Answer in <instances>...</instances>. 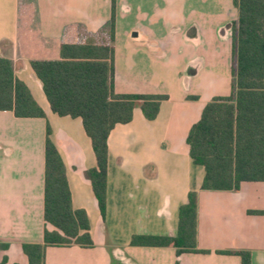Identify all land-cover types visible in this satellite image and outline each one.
<instances>
[{"label": "crops", "instance_id": "0c3cea01", "mask_svg": "<svg viewBox=\"0 0 264 264\" xmlns=\"http://www.w3.org/2000/svg\"><path fill=\"white\" fill-rule=\"evenodd\" d=\"M26 7L21 0H0V57L11 61L44 117L0 112V261L28 264L21 245H42L44 231L54 230L43 219L48 126L72 208L86 213L93 246L47 247L43 264H241L228 252H247L250 264H264V215L248 213L264 212V183H243L236 192L202 191L203 169L192 163L186 144L204 106L231 92L233 0H115L116 94L168 99L154 120L137 106L130 123L110 132L103 219L86 176L96 167L91 141L79 118L51 112L30 62L56 60L62 45L93 44L85 41L99 34L96 45L108 44L111 0H37L33 19ZM148 64L171 72L169 92L156 76L143 74L141 66ZM190 192L197 193L199 252L177 256L171 246L130 245L133 236L174 237Z\"/></svg>", "mask_w": 264, "mask_h": 264}, {"label": "trees", "instance_id": "16d2710c", "mask_svg": "<svg viewBox=\"0 0 264 264\" xmlns=\"http://www.w3.org/2000/svg\"><path fill=\"white\" fill-rule=\"evenodd\" d=\"M237 20L231 27V92L214 97L186 137L192 163L203 169L202 191L236 192L243 183H264V0H233ZM115 0H111L108 44H64L56 60H33L52 113L79 118L91 141L96 167L86 172L102 219L106 211L107 140L116 125L131 122L135 107L154 120L166 95H119L114 90ZM196 100L195 97L190 98ZM16 118H43L10 60L0 57V112ZM46 127L44 146L43 244H23L28 264H43L50 246L91 248L86 213L72 208L64 165ZM249 214L264 215L250 211ZM197 193L190 192L178 210L174 237L133 236L131 246L173 247L179 256L196 249ZM250 264L247 252H228ZM6 258L0 264H6Z\"/></svg>", "mask_w": 264, "mask_h": 264}, {"label": "rangeland", "instance_id": "374dc122", "mask_svg": "<svg viewBox=\"0 0 264 264\" xmlns=\"http://www.w3.org/2000/svg\"><path fill=\"white\" fill-rule=\"evenodd\" d=\"M36 2H37V0H21V3H22V7L24 6L26 9H27V7H26V5L27 4H30V7H31V11L29 12V14L31 15L30 17L32 18V17H34V5L36 4ZM22 11L24 12V10H23V8H22ZM28 13V12H27ZM24 17V16H23ZM33 19V18H32ZM35 26V25H34ZM32 27L33 28V30H35V28L36 27ZM24 26H22L21 28H23ZM33 35H34V33H33ZM34 38V37H33ZM77 41H79V39H77ZM85 42H92L93 44H101V42H102V36H101V34H99L98 36H97V38H96V40L95 39H87ZM74 43H76V42H74ZM36 49V47H35V44H33V49H32V52H33V50H35ZM122 65V64H121ZM142 68H141V70H143L142 72H143V74H145L146 76H147V78L148 79H150V78H152V77H157L158 78V80H160L161 81V84H160V86H161V88L163 89V90H165L164 92L165 93H167V92H169L170 90H171V82H169V80H170V78L172 77L171 76V72H167V71H160V69L159 68H154L153 67V65L151 66L150 64H148V65H142L141 66ZM127 70V69H126Z\"/></svg>", "mask_w": 264, "mask_h": 264}]
</instances>
